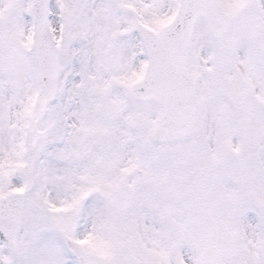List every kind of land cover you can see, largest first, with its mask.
<instances>
[{
	"label": "snow or ice",
	"instance_id": "obj_1",
	"mask_svg": "<svg viewBox=\"0 0 264 264\" xmlns=\"http://www.w3.org/2000/svg\"><path fill=\"white\" fill-rule=\"evenodd\" d=\"M0 264H264V0H0Z\"/></svg>",
	"mask_w": 264,
	"mask_h": 264
}]
</instances>
